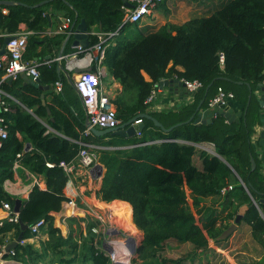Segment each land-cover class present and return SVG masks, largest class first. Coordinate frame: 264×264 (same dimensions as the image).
<instances>
[{
  "label": "trees",
  "instance_id": "1",
  "mask_svg": "<svg viewBox=\"0 0 264 264\" xmlns=\"http://www.w3.org/2000/svg\"><path fill=\"white\" fill-rule=\"evenodd\" d=\"M22 1L24 3L8 6V12L0 10L2 44L6 34L19 30L21 22H26L35 31L43 30L48 22L43 12L51 4L54 9L64 10L73 20L85 18L90 24L101 25L98 31L116 32L108 39L109 43L114 40L115 45L106 48L103 63L122 85L121 91L112 98L121 122L140 112L156 116L166 127L189 118L192 105L184 112L181 109H148L145 100L153 83L163 78L176 76L201 80L204 105L222 85L242 98L244 108L250 93L248 85L254 89L264 79V0H228L210 15L194 17L181 24L166 22L134 40L122 36L125 28L138 24L125 21L123 0H51L40 6L35 4L41 0ZM64 36L49 37L45 39L46 44L57 47ZM90 37V44L98 41L96 34ZM38 42L36 35L28 36V57L36 53ZM56 65V62L39 65V77L43 85H49L47 90L36 82L24 83L21 76L13 81H2V87L9 93H15L17 86L21 87L17 96L27 108L13 102V109L5 113L9 135L0 148V202L5 199L15 205L4 181L14 176L17 153H21L19 160L23 166L44 177L46 187L34 185L20 208L19 221H5L0 225V245L4 242L2 234L15 228L17 236L22 231L21 224L27 226L23 237L31 236L30 225L44 217L48 220L49 238L43 249L40 251L30 242L18 243L14 248L16 259L24 264L113 263L112 257L101 247V238L96 240L92 231L96 219L82 218L86 222L84 233L80 219L67 218L71 226L76 223L67 236L55 224V214L67 199L64 187L68 177L59 163L75 159L80 141H86L99 145H131L100 149L105 172L97 193L105 201L122 199L131 204L115 200L111 206L124 215L131 233L137 228L142 232L136 249L141 262L135 258V264L155 263L159 246L168 239L188 241L195 249L207 248L210 239L220 241L219 235L235 219L243 204L249 207L243 220L251 225L253 238L264 249V171L251 138L253 126L259 119L258 112L253 110V93L245 116L238 122H228L218 113L210 122H183L165 131L152 119L144 118L140 136H98L94 133L84 136L86 115L81 101L72 81L58 75ZM178 65L183 69H178ZM144 73L149 75V80ZM2 74L0 70V79ZM57 80L64 85L66 82L61 91H56ZM241 88L245 90L243 96L239 93ZM43 92L51 96L52 104L43 102ZM6 98L9 101L8 96ZM61 108L71 115L74 108L78 114L72 120ZM44 120L58 133L48 131ZM106 136L109 138L105 139ZM114 136L121 137L123 142L115 143ZM179 139L193 143L212 142L218 154L200 150L202 166H198L193 159L198 151L195 144ZM27 142L32 144L31 149L27 148ZM251 155L256 160L253 170ZM232 177L236 179L233 190L222 195L221 189ZM217 195L223 197L225 209L209 208L205 213L203 207L197 208L198 218L189 208V196L194 205H199L200 197ZM131 206L136 225L131 220ZM229 207L233 208L225 213ZM251 264H264V255Z\"/></svg>",
  "mask_w": 264,
  "mask_h": 264
},
{
  "label": "crops",
  "instance_id": "2",
  "mask_svg": "<svg viewBox=\"0 0 264 264\" xmlns=\"http://www.w3.org/2000/svg\"><path fill=\"white\" fill-rule=\"evenodd\" d=\"M17 1L24 3L22 0H17ZM50 1L51 0H49L48 2H46L44 4H47ZM227 1L228 0H161L151 15L146 16L140 22H136V23H138L136 27L139 28V30H141L143 32V34H145L149 31H151L152 29L157 28L162 24H165L166 22L181 24V23H183V22H185L191 18H194V17L207 16V15L212 14L214 11H216L218 8H220ZM36 4H38V2ZM44 4H42V5H44ZM0 7H4V5H2ZM5 7H7V9H8V6H5ZM7 12H8V10H7ZM47 13L50 15V19L47 17V15H46ZM43 14L46 15V17L48 18L47 25L45 26V28L43 30H36L35 31L33 29H30L26 22H21L19 24V30H32V33H30V35L34 34L39 38V42H38L37 48H36V53L32 54V56L28 57L26 55L28 53V47H27L25 57L30 59V60L37 62L38 65H43V64H46L48 62H56L58 75L60 77H62V76L65 77V79L69 82H70L69 77H71L72 81L75 83V80L77 77V72L75 70H69L66 63H67V57L69 56V54H71L72 52H74L76 50L77 45H75L73 43L74 38L72 36L67 39L68 32H61L59 30V26H60L63 18L68 16V15H66L64 13V10L54 9V6L52 4L45 7ZM76 17H78V13H76ZM76 20L78 23L81 20V18H78V19L76 18ZM50 22H51V25H50ZM87 24H88L89 29L92 32L98 31V28L100 29V26H101L99 24L98 25L90 24L88 21H87ZM132 26H134V25H131L130 27L125 28V30L123 31L122 36L123 35L126 36V39H131L130 38L131 37L130 31L133 29ZM58 34H65L60 45H58L57 47H51L50 45L46 44L45 39H47L49 37H54ZM89 39L91 40L90 36H89ZM111 41H112L111 43L108 42L109 47L112 45H115V41L114 40H111ZM108 46H107V48H108ZM61 50H62V55L60 54ZM59 62H61L65 66V69L68 71V73L64 72L63 70L58 72V66L60 64ZM103 68L105 70V74L102 76V83L106 86L107 90L110 92L111 97L114 98L121 91L122 85L118 80H116L109 73L108 68L104 63H103ZM177 68L180 70L183 69V67L180 65H178ZM144 75H145L146 79H148V80L150 79V77L147 73H144ZM20 76L22 77V80L24 83H28L22 74ZM172 78H174V77H172ZM16 79H13V80H16ZM65 86H66V82H65V85H64V83H62V88ZM248 86H249V91H250L249 96H248V101L249 100L251 101L252 93H253V96H254V98H253V106H254L253 110H254V112H258V114H259V119L253 126L254 130L252 132L251 138H252L254 150L257 154V157L259 158V162L262 166V170L264 171V137H262L261 133H260L261 130H264V123L260 121V118L264 115V108L260 104V98L263 94V91L259 90L257 88V86L254 89L251 87V85H248ZM74 88H75V91L79 97V94L76 90V87H74ZM47 89L43 88V90H47ZM20 90H21V87L17 86L15 93H9L6 91L8 98H9V102H10L11 106L13 105V102H17V103L21 104L24 108H27L23 103H21L19 97L17 96V94H18L17 91H20ZM237 90H238V88H237ZM244 91H245L244 88H241L239 90V93L243 96ZM42 94H41V98H42V100H44V103L45 104H47V103L52 104L51 96L47 93H44V92ZM79 99H80V97H79ZM80 101H81V99H80ZM248 101H247V105L244 108V102H243L242 98L237 96L235 98V100H233L228 107H225V109L233 108V111L236 113L242 112L245 109L247 111V106L250 104V102L248 104ZM155 102L158 104L161 103L163 105V108L161 111L171 110V109H173V110L181 109L184 112L185 110H187V108L190 107V105H192V110H193L192 114L194 112H196L195 117L197 116L198 112L203 111L205 109H208L207 105H204L205 96H202L201 90L196 91L194 94H190V93H188V89H186V88H184L183 90H180L179 88L176 89V87L165 86L163 89H161L158 92V95H157ZM54 104L56 106H58L56 103H54ZM199 105H201V106L198 109ZM81 108H82L84 114L86 115L85 124L87 125V123H86L87 114L84 110L82 101H81ZM12 109H13V106H12ZM64 112L72 120L74 118L73 116L78 114L77 110L74 108H73V115H71L69 112H66V111H64ZM217 115H218V113L216 115L213 114V116L211 117V120L214 117H216ZM225 119H226V121L230 122L226 117H225ZM241 119H242V115H240V116L236 115L231 122H238ZM44 123L47 125L48 131L50 130L54 133H58V131L55 130L45 120H44ZM108 138H109V136L105 137V139H108ZM179 141L180 142L193 143L191 141L183 140V139H179ZM193 144H195V146L198 150L194 154V157H193L194 162L198 166H202V161L200 159L199 151L204 149L203 145H209L210 147L213 146L212 148L216 152V148H215L214 144H212V142H200V143H193ZM118 146H113V148L114 149L115 148H126L127 145H118ZM120 146H123V147H120ZM129 146H131V145H129ZM27 148L31 149L32 144L30 143V145ZM215 154H218V153L216 152ZM104 172H105V167H104V170L102 172V176L100 178L99 177L98 178L97 177L89 178L88 181L86 182V184L85 183L80 184V183H77V181H76L77 185L74 186V188L76 189L78 194L74 196L75 201L77 203V207L74 208V209H76L75 214H71L68 212L69 215H67L64 218L63 222H60V229L62 230V233L64 236H67L72 231L73 226H76V223H74V225L71 226L69 224L67 218H69V217H75L76 218L77 217L78 219H80L79 222H80L82 229L84 230V233H85L86 227L83 224V222H84L83 219L86 220V218L89 217V215H88L89 214L88 213L89 207H95V208L101 209V208L107 207L108 205H110L115 200H121L124 202H128V201H125L122 199H114L111 201H105V200H102L99 198L97 191L101 187ZM78 181H79V178H78ZM34 185H39L41 188H45L46 182H45L44 177L40 174H36V173L30 171L29 169H27L22 164H21V166H19V168L14 169V176L12 178H7L4 181V187H5L6 191L11 195V197H13L15 199V201L17 199L21 200V202H22L21 206L27 200V198L29 196V192ZM68 190H69V188L65 185V187H64L65 194H68ZM218 203H221L223 205V197L220 199V201H218ZM64 206H65V201L63 203L62 209L58 213H62ZM232 208L233 207H231V208L229 207V209H232ZM223 209H225V208L223 207ZM68 211H71V210H68ZM227 211H228V209L225 210V213ZM58 213H56L55 215H57ZM76 213H77V215H76ZM6 215H7V211L0 206V221L4 220ZM120 216H124V215L120 214ZM131 220L133 221L132 206H131ZM228 220H231V219H228ZM3 223H0V225H2ZM133 223H134V221H133ZM126 225H127V223H126ZM136 228H137V226H136ZM128 234H129V237L126 238V241L128 244H130V248H131L132 244H134V245H136V244H135V242H132L130 240V238L135 239V237L132 236L134 233H131V231ZM141 234H142V232H141ZM17 236L15 235V228H13V229L5 232L4 234H2L1 237L3 238L4 242L0 245V248H1L0 249V264H24L21 260L16 259L14 257V255L11 254L9 251L5 250L6 244L15 240L17 238ZM97 237L100 238L99 236H97ZM117 237L120 238L121 236L118 235ZM48 238H49V234H48L47 228H42L41 232H39L37 234L32 233V235L29 237H25V238L23 237V239L19 243H22V244H24L26 242L33 243L34 246L41 251L43 249L44 243L46 242V240H48ZM226 242H227V246H225V247H218L217 246V247H214L211 249L210 247L212 246L213 241H209V245L207 248H210V249H208V250H210L208 254L212 259L211 260L212 264H216L214 259L216 258L217 255L221 256L220 253H222V257L226 260V262L228 264H251V262H253L255 260H259L264 255V250L262 248V245L253 238L251 225L248 222L244 221L243 219L238 223L236 230L231 234V236H229V238L226 240ZM216 248L219 250H216ZM199 250H203V249H199Z\"/></svg>",
  "mask_w": 264,
  "mask_h": 264
},
{
  "label": "built area",
  "instance_id": "3",
  "mask_svg": "<svg viewBox=\"0 0 264 264\" xmlns=\"http://www.w3.org/2000/svg\"><path fill=\"white\" fill-rule=\"evenodd\" d=\"M127 1L130 2V5L124 4L122 6L125 12V21L136 23L143 20L146 16L151 15L161 0ZM0 10L2 12H7L8 9L4 6L0 7ZM72 21L73 19L70 16L64 17L59 26V30L61 32H69ZM30 33H32V30H18L15 33H11L13 37L6 43V50L4 52H1L3 44L0 42V70L3 72L0 79V148L9 135V121L5 113L12 110V106L6 98L8 95L2 87V81L9 78L12 80L16 79L21 74H26L33 79L40 76V69L37 62L25 57ZM92 34L97 35L98 41L85 47L80 44L77 45L76 50L67 57L66 65L69 70L76 71L77 69L75 87L82 101L90 125L97 128L114 127L121 123V119L118 117L117 107L113 102L110 92L102 83V76L105 74L103 59L106 48L109 45L108 39L114 36L116 32L93 31ZM220 59L221 61L224 60L223 54L220 55ZM181 80L184 81L186 89L190 91L196 92L204 87V83L199 79L181 78ZM262 84L264 85V79ZM55 86L56 91H61V80H57ZM160 87V81L153 83V87L145 100L149 110L161 111L163 108L161 103L158 104L155 102L158 92L161 90ZM235 98L236 95L233 90L226 89L224 86L219 85L215 93L209 97L207 107L213 110L216 115V110L218 108L228 107ZM90 125H86L84 128L82 133L84 136L92 133ZM141 134V130L137 129L136 135L140 136ZM128 146L129 145L126 147ZM203 147V150L212 154L216 153L212 148L213 146L203 145ZM100 149L114 148L113 145H99L92 142L80 141V148L76 158L71 161H60L59 164L64 168L68 177L66 186L69 190L68 194H66L67 199L65 200L62 213L56 215L55 224L57 226L60 227V222H63L64 218L69 215L68 212L75 214L76 209L74 208L77 207V203L74 196L78 193L74 186H76L77 183L86 184L89 178H100L102 176L105 166L100 160ZM20 156L21 153H17V158L14 160V169L21 166L19 160ZM47 164L50 166L53 165L51 162H47ZM239 180L248 191V188L242 182L241 178H239ZM233 186L234 184L232 182L228 183L221 189V194L224 195L228 191L233 190ZM0 205L7 211L5 219L0 221V223L4 221H19V211H16L8 200H1ZM88 213L89 217L86 219L91 217L97 220V224L92 227V231L96 234V240L98 238L97 236H99L101 238L102 249L112 257V262H119L113 255L116 251V246L122 245L123 251H130L131 249L130 244L126 241V238L129 237L128 233L130 230L126 226L125 217L120 216V213L115 211L111 204L101 209L89 207ZM83 224L85 226V220ZM47 226L48 220L42 217L30 225V231L33 234H37L41 232L42 228H47ZM118 235L121 237L118 238ZM9 252L14 255L16 251L15 249H11Z\"/></svg>",
  "mask_w": 264,
  "mask_h": 264
},
{
  "label": "water",
  "instance_id": "4",
  "mask_svg": "<svg viewBox=\"0 0 264 264\" xmlns=\"http://www.w3.org/2000/svg\"><path fill=\"white\" fill-rule=\"evenodd\" d=\"M49 0H42L40 2H38V4L36 5H42L46 2H48ZM124 3L126 5H130V2H128L127 0H123ZM17 3H22L20 1L17 0H0V6L4 5V6H13ZM47 17L50 19V15L47 13L46 14ZM51 25V22H50ZM92 33V31L89 29L87 21L85 18H81V20L77 23V20L75 19L71 26H70V30L68 32V36L67 39L70 38L71 36L74 38L73 43L75 45H82V46H88L90 44V39L89 36ZM13 37L12 34H7L4 38V42L1 48V52H4L6 50V43ZM60 54L62 55V50L60 51ZM59 66H58V72H60L61 70H63L64 72L68 71L65 69V66L59 62ZM77 71V69H76ZM23 77L26 79L27 82H36L39 84V86L41 88H49L48 85H43L41 84V79L40 77H37L35 79H33L32 77L26 75V74H22ZM70 80L72 81L71 77H69ZM9 81H12L11 78H9ZM74 87H75V83L72 81ZM161 83V89H163L165 86H170V87H176V89H180L183 90L185 87V83L184 81H182L180 78L174 77V78H163L162 80H160ZM212 85V83H210L207 87H206V92L208 91L209 87ZM257 88L259 90L263 91V94L260 98V104L263 106L264 108V85L263 84H259L257 86ZM188 93L190 94H194L195 91H190L188 90ZM43 95V94H42ZM44 102V100H43ZM250 100L248 101L249 104ZM201 105L198 106V109L200 108ZM197 109V110H198ZM196 110V111H197ZM217 113H221L222 115H224L230 122L234 119V117L236 115H244L246 114V109L243 110L242 112L236 113L233 111V108H229V109H225V108H218L216 110ZM214 111L211 109H205L203 111L198 112L197 116L196 112H194L188 119H186L185 121H180L175 123L174 125H171L169 127H166L156 116L150 114L149 112H140L138 114H136L135 116H133L132 118H130L129 120L125 121V122H121L120 124H118L117 126L114 127H108V128H97L93 125H90L88 117L86 120L87 125H90V129L92 131V133L98 135V136H103V135H119V136H123V137H127V136H134L137 133V129L142 130L144 128V118H150L154 121L156 126H159L161 129L165 130V131H169L171 129H173V127L183 123V122H189V121H194L195 123H205V122H209L211 121V117L213 116ZM137 121V122H136ZM260 121L264 123V115L260 118ZM261 136L264 137V130H261ZM27 147L30 145V142H28ZM251 160V169H255L256 167V160L255 158L251 155L250 157ZM21 200L17 199L15 201V205H14V209L16 211H20L21 208ZM254 203L258 206V202L256 200H254ZM1 206V205H0ZM248 205L247 204H243L240 206L239 211L234 219V222H232L228 227H226L221 234L219 235V239H224L229 237L237 228L238 223L243 219V216L245 214V212L248 210ZM22 226V231L18 234L17 238L15 240H13L12 242L6 244L5 246V250L6 251H10L11 249L15 248L18 243L23 239V230L27 227L25 224H21ZM130 240L132 242H135L134 238H130ZM136 245L132 244L131 246V250L132 252L136 251Z\"/></svg>",
  "mask_w": 264,
  "mask_h": 264
},
{
  "label": "rangeland",
  "instance_id": "5",
  "mask_svg": "<svg viewBox=\"0 0 264 264\" xmlns=\"http://www.w3.org/2000/svg\"><path fill=\"white\" fill-rule=\"evenodd\" d=\"M130 27V26H129ZM133 29L130 31L131 34V39H138L143 35V32L139 30V28L132 26ZM115 140V143H122L123 139L119 136H114L113 137ZM231 182L233 184L236 183L235 177L231 178ZM222 197L221 196H202L200 197V204L199 205H194L192 202L191 196H189V208L193 211L196 212V216L199 218L200 214L198 212L197 208H202L205 211V213L208 212L209 208H215L217 210H221V208L224 207V204L222 205L221 203H218ZM229 210V208H228ZM229 221V220H228ZM231 223L234 222V219L230 221ZM230 223V224H231ZM127 226V225H126ZM141 232L139 229L132 235L135 237V244L138 247L140 242H141ZM231 236V235H230ZM220 239V241H215L213 239H210V241H213L212 246L210 247L211 249L214 247H225L227 246L226 240L228 239ZM136 247V249H137ZM210 248H205L203 250L195 249L193 245L188 242V241H179L176 239H168L166 240L162 245L159 246V250L156 253V260L155 263L153 264H212V259L209 256V251L208 249ZM263 248V247H262ZM216 250H219L216 248ZM264 250V249H263ZM208 254V255H207ZM220 255H217L215 260L216 264H228L226 260L222 257V253ZM119 262L115 263L113 262L112 264H135L134 259L137 258V252H132L130 251H123V246L122 245H117L116 246V251L113 254ZM139 262L141 260L137 258ZM209 260V261H208Z\"/></svg>",
  "mask_w": 264,
  "mask_h": 264
}]
</instances>
